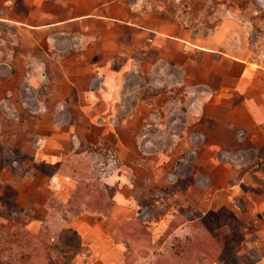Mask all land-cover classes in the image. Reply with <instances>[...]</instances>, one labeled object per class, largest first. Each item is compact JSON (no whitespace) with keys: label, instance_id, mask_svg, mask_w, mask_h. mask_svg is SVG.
I'll use <instances>...</instances> for the list:
<instances>
[{"label":"rangeland","instance_id":"obj_1","mask_svg":"<svg viewBox=\"0 0 264 264\" xmlns=\"http://www.w3.org/2000/svg\"><path fill=\"white\" fill-rule=\"evenodd\" d=\"M3 1L59 22L107 3L121 21L1 26L0 264H264V146L201 144L193 83L200 46L264 58V0ZM155 21L166 39L130 24ZM149 54L186 75L142 63L104 83L108 60Z\"/></svg>","mask_w":264,"mask_h":264},{"label":"crops","instance_id":"obj_2","mask_svg":"<svg viewBox=\"0 0 264 264\" xmlns=\"http://www.w3.org/2000/svg\"><path fill=\"white\" fill-rule=\"evenodd\" d=\"M3 3L7 4V0H4ZM106 5L107 3H101L94 7L90 6V8L84 9L80 13L70 12L73 17L71 19L65 18L62 22L56 20V13L46 10L29 14L0 13V29L3 25L15 24L19 31L24 29L22 25H26L32 27L34 32H38V30L46 27L51 28L61 23L68 24L70 23L68 21L72 20V18L74 21L88 19V22L95 24L97 27L98 35L102 36L106 32L105 29L109 30V26L119 24L117 22L121 21L120 18H115L118 15L111 16L108 13V6ZM159 14L161 15V13ZM30 20L36 21V23L32 24ZM47 20H51V22L44 25L43 23ZM150 23L149 26L147 25L148 23L132 22L130 24L142 29L141 33L148 34L149 32L150 42L152 34L154 36L161 34L166 39L165 36L169 33L163 27V23L159 21L156 24L154 22ZM112 32L113 29L109 30V33ZM3 33H8V29L0 30L1 37L5 39ZM225 37V33H218V40L225 39ZM50 39L51 43H53L54 39ZM54 42H56V39ZM226 44L225 42L221 43L216 48L225 49L224 45ZM149 45L150 50L155 44L149 43ZM69 46L67 45L66 47ZM120 47L125 48L124 45H120ZM155 49H157V46ZM200 50H203V53L199 54V58L193 60L195 62L193 72L194 97L196 107L199 108L197 112L201 117L199 129H208L210 131L208 138H206L207 140L205 139L206 142H201V144H219L222 137L225 138L231 135L232 137L229 140H232V138H248L253 144L264 146V58L259 57L258 60L254 58L249 60V57L247 59L244 56H231L225 51L219 52L215 48H205L204 45L200 46ZM6 52L11 53V49ZM216 54L219 55L218 58H216ZM210 55L213 57H209ZM201 56L204 58H201ZM111 61L110 59L103 64L104 83L113 78L116 79L117 76H122L127 72L134 75L137 72H143V70H138L135 65H141L142 63L147 64L146 66L149 67V76L155 73L156 75L168 76L171 68L176 70L179 75L180 70L183 76L187 73L185 60L159 59L157 55L154 57L149 54V60L147 58L140 60L131 57L123 63H118V65ZM97 62L99 64L101 62L100 59ZM98 68L100 69L98 72L102 74L101 66L99 65ZM241 130L242 133H240ZM229 140L226 144L230 142ZM259 160L260 163L264 164V157Z\"/></svg>","mask_w":264,"mask_h":264}]
</instances>
